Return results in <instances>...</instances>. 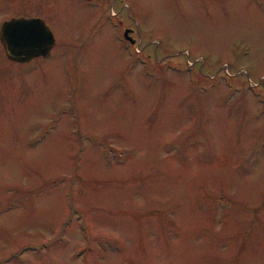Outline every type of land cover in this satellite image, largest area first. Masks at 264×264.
<instances>
[{
    "label": "rangeland",
    "instance_id": "1",
    "mask_svg": "<svg viewBox=\"0 0 264 264\" xmlns=\"http://www.w3.org/2000/svg\"><path fill=\"white\" fill-rule=\"evenodd\" d=\"M21 16L56 44L0 38V264H264V0H0Z\"/></svg>",
    "mask_w": 264,
    "mask_h": 264
},
{
    "label": "water",
    "instance_id": "2",
    "mask_svg": "<svg viewBox=\"0 0 264 264\" xmlns=\"http://www.w3.org/2000/svg\"><path fill=\"white\" fill-rule=\"evenodd\" d=\"M125 35L134 41L129 30ZM0 38L8 56L19 62H28L41 55L48 56L56 44L51 26L42 17H12L2 23Z\"/></svg>",
    "mask_w": 264,
    "mask_h": 264
}]
</instances>
